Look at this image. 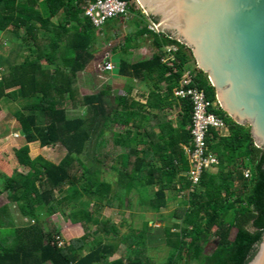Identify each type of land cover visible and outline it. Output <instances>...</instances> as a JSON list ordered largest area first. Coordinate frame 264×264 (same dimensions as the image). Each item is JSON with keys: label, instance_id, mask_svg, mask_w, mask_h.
Returning a JSON list of instances; mask_svg holds the SVG:
<instances>
[{"label": "trees", "instance_id": "16d2710c", "mask_svg": "<svg viewBox=\"0 0 264 264\" xmlns=\"http://www.w3.org/2000/svg\"><path fill=\"white\" fill-rule=\"evenodd\" d=\"M123 1L142 22L134 0ZM80 4L81 0H0V35H8L13 44L7 55L0 53V68L7 67L0 75V108L9 101L18 105L12 115L20 134L12 151L14 170L0 171V194L5 193L19 216L31 222L17 226L9 206L0 207V264H153L149 251L159 244L167 253L160 264H248L264 235V149L254 145L248 126L236 124L218 107L207 76L197 68L190 70V86L203 91L213 104L209 111L228 131L219 136L209 130L205 141L218 164L192 186L185 176L189 166L183 149L191 142V105L173 96L193 61L191 51L147 24L137 25L134 37L125 38L124 49L146 36L155 51L147 61L121 60L117 67L120 76L142 78L151 85L146 103L116 98L117 107L106 110L103 92L82 96L78 91L77 75L94 60L98 38V29ZM113 21H107L106 28H114ZM164 47L175 48L172 60L162 61ZM79 107H85V117H67V109ZM174 107H180L176 125L171 119L161 121L160 115ZM114 125L124 127L123 132L105 139V130L111 132ZM31 144L59 146L64 154L57 163L32 157ZM227 160L232 170L225 169ZM170 200H176L177 207L164 217L161 210ZM104 208L157 214L165 222L162 235L146 220L138 231L130 227L121 233L118 225L100 219ZM55 214L78 222L84 235L59 247L56 232L43 224ZM171 218L179 222L168 224ZM211 238L216 246L204 254ZM119 246L124 253L110 260Z\"/></svg>", "mask_w": 264, "mask_h": 264}, {"label": "water", "instance_id": "95a60500", "mask_svg": "<svg viewBox=\"0 0 264 264\" xmlns=\"http://www.w3.org/2000/svg\"><path fill=\"white\" fill-rule=\"evenodd\" d=\"M186 46L218 107L264 149V0H135ZM248 264H264V235Z\"/></svg>", "mask_w": 264, "mask_h": 264}, {"label": "rangeland", "instance_id": "374dc122", "mask_svg": "<svg viewBox=\"0 0 264 264\" xmlns=\"http://www.w3.org/2000/svg\"><path fill=\"white\" fill-rule=\"evenodd\" d=\"M134 2L136 5L135 9L140 10L141 14L143 15L142 22H140L141 17L131 16L130 19L126 21L118 19L116 21H113L114 28L112 29L106 28V24L100 29H98V38L94 47V60L86 67L83 72L77 75V86L79 87L80 93L84 92L82 88H85V86L90 87V90L94 94H97L101 89H103L102 86L104 84V80L101 78V76H98L100 75L98 66L104 62L105 55L108 54L110 57L111 55H116L120 50L123 51L124 40L127 36H130L131 38L134 37L138 26L143 27L144 24L151 25L152 22L150 21L144 10L136 3L135 0ZM154 31L156 33H163L157 28L156 25ZM20 32V34H23L24 31L21 30ZM107 36L110 38V40L108 41L105 39ZM130 44L131 46L138 45V47L145 48L141 52L144 53L145 51H147L146 53H148L149 58L155 51L154 48L151 46V40L146 36L140 39L135 38L134 41H132ZM3 48L5 47L3 44H1L0 53H3ZM166 49L167 47H164L162 49L163 53H165ZM169 58L172 57L170 56ZM188 65H190V68L192 69L196 68L194 60L191 61ZM5 66L6 65L0 68V75L5 74L7 72V67L5 68ZM187 71L189 70H186L185 72ZM112 84L115 87L114 83ZM17 108L18 105L10 101L2 103L0 108V133L3 134L5 132L3 137H0V171L5 174L10 173L15 168L14 160L12 159V151L19 145L18 140L20 138V134L18 131L15 130L16 124L12 113ZM67 111H69V109H67ZM66 114L68 118H83L86 116L85 109L83 110V108L81 107L77 108L74 112L70 110ZM29 147L30 154L32 157L43 156L47 160L54 163H57L64 154L63 150L59 146L50 148H40L38 144H31ZM109 150L116 151V149H107L106 151L109 152ZM82 160L85 163L89 162V159L86 156H82ZM17 170L20 172H25V170L20 167H17ZM105 178L109 180L112 179L111 176L106 175ZM179 196L180 197L177 198L178 200L181 199L182 194H180ZM3 205L9 206V210L17 226L31 223L19 216L15 206L8 203L5 193L0 194V207ZM176 207L177 201L170 200L167 204V207L161 210V215L164 217H168V215H171L175 211ZM98 215L100 219H108L111 223L118 225L121 233H127L130 227L134 228L135 231H138L141 227V221L146 220L148 222V226L151 227V230L153 232L160 231V234L162 235L161 230L165 225L164 221H160L157 218V214L151 212H142L138 209L132 212L131 215L129 211H124V213H120L116 209L104 208L98 213ZM174 221L176 220L171 218L168 224H171ZM176 222L179 221L177 220ZM43 224H46L45 226L53 229L56 232V234L58 235L57 245L59 247H62L63 245H68L71 240L80 238L84 235L83 229L78 222L71 223L70 221L63 219L59 214H55L47 218ZM96 228V226L91 227V229ZM234 235L235 230L233 229L230 238L233 239ZM215 246L216 239L211 238L210 241L204 246L203 253L210 254L214 250ZM123 253V246H119L118 251L109 259H117L121 257ZM149 256L152 258L153 264H160L162 261H164L167 256L166 248L164 247V245L159 244L157 245V248L151 249L149 251Z\"/></svg>", "mask_w": 264, "mask_h": 264}, {"label": "built area", "instance_id": "2783aa9c", "mask_svg": "<svg viewBox=\"0 0 264 264\" xmlns=\"http://www.w3.org/2000/svg\"><path fill=\"white\" fill-rule=\"evenodd\" d=\"M80 7L84 16L89 18L92 26L97 29L103 27L109 20H128L133 14L129 11L126 1L123 0H81ZM148 29L154 31L155 25L151 23ZM155 32V31H154ZM175 48L167 47L163 62L173 59L172 52ZM172 58H169V57ZM108 54L105 55L104 62L98 66L104 72H113L114 65L110 62ZM191 72L183 73L178 86L173 90V96L179 100H188L191 105V123L189 127L190 146L183 147L187 157L189 169L185 176L192 186L199 184L201 175L205 171H214L218 160L216 156L208 150L205 138L210 129L218 132L227 130L222 119L209 111L211 104L205 97L203 91L190 86ZM244 177H249L248 170L244 171Z\"/></svg>", "mask_w": 264, "mask_h": 264}, {"label": "crops", "instance_id": "0c3cea01", "mask_svg": "<svg viewBox=\"0 0 264 264\" xmlns=\"http://www.w3.org/2000/svg\"><path fill=\"white\" fill-rule=\"evenodd\" d=\"M51 21L56 24L57 23V19L56 18H52ZM36 26H38V24H35ZM21 33V32H20ZM1 41L4 45L5 48H3V55H7L8 51L11 49V47H13L12 42L9 38V36H5L4 34H1ZM145 48L143 47H138V45H133L131 48H129L128 50L123 49V51H119L116 55H111L109 60L110 62L114 65L115 69L113 70V72H104V71H100V75L101 78L104 80V84H103V89H101L98 93H102L103 92V101L106 104V110H109V106H112L114 108H116V98H123V99H130V100H135L141 104H145L149 91L151 89V85L147 84L142 78L141 79H137V78H128V77H123L119 75V67H117L120 63L121 60H125L128 63H134V62H143V61H147L151 58H149L148 53H146L147 51H145L144 53L141 52L142 50H144ZM109 56V55H108ZM6 68V67H5ZM192 68H190L189 65V71ZM110 80V81H109ZM115 85V87L113 86V84ZM161 88L164 89V84H161ZM84 90V92L79 91V87H78V91L80 93V95L82 96H91L94 93H92V91L90 90V87L85 86V88H82ZM111 96V97H110ZM85 109V107H83V110ZM156 109L153 108H148L147 112H151L152 114L157 113V111H155ZM70 111V110H69ZM67 111V113L69 112ZM71 111H76L75 110H71ZM180 112V107H174V109H167L166 111H164V113H162L160 115V119L161 121H166V119H171L173 121V126L176 125V122L178 120V114ZM151 125H153V122H151ZM124 130V127L122 126H118V125H114L113 128L111 129V132L108 130H105V139L106 137H110V135L112 134H121ZM155 132H157V129H154ZM222 135L219 136H227L228 135V131H222L221 132ZM144 141L147 140V138L143 139ZM141 148V147H140ZM228 162V163H227ZM231 161L227 160L224 161V165H225V169L226 170H232L233 166L230 163ZM156 167L159 166L158 162H154L153 163ZM104 171L107 173L109 172V166H106L104 168Z\"/></svg>", "mask_w": 264, "mask_h": 264}]
</instances>
